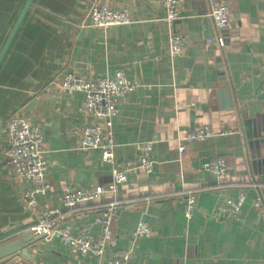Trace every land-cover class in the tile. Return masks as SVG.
<instances>
[{"label": "crops", "instance_id": "crops-1", "mask_svg": "<svg viewBox=\"0 0 264 264\" xmlns=\"http://www.w3.org/2000/svg\"><path fill=\"white\" fill-rule=\"evenodd\" d=\"M231 12L217 31L209 0H182V19L170 26L160 0H34L0 64V247L31 234L37 213L58 208L77 234H100L96 220L111 195L74 209L62 207L70 188H107L111 166L98 150L81 145L96 120L83 110L84 95L64 90L69 74L95 79L123 70L136 85L112 120L119 166L139 159L136 144L153 142L154 171L129 173L117 198L103 258L76 254L57 236L42 238L0 264H106L120 253L129 264H264V0H221ZM26 0H0V51ZM92 5L128 10L133 24L108 30L90 26ZM172 32L187 40L184 55H167ZM208 40H214L207 44ZM21 117L44 132L45 195L27 206L31 187L8 165L7 125ZM219 134L191 143L179 157L183 130ZM225 158L230 177L204 169ZM246 199L238 217L226 202ZM193 193L196 211L184 213ZM261 205H255L256 199ZM140 222L150 234L134 237Z\"/></svg>", "mask_w": 264, "mask_h": 264}, {"label": "built area", "instance_id": "built-area-1", "mask_svg": "<svg viewBox=\"0 0 264 264\" xmlns=\"http://www.w3.org/2000/svg\"><path fill=\"white\" fill-rule=\"evenodd\" d=\"M166 6V20L170 26L180 19L181 0H160ZM209 16L214 20L215 27L222 29L229 23L228 10L221 0H209ZM223 10L226 15L216 19L215 14ZM90 26L98 30H108L118 26L131 24V17L127 11L112 10L106 5H92L88 12ZM214 40H209L211 44ZM187 45L186 37L182 33L172 32L167 47V55L172 57L180 56ZM61 87L64 90H74L84 95L83 110L92 115L96 122L88 125L82 130L81 145L86 150H98L101 153L102 162L111 166V184L107 188H70L60 199L62 207L74 209L94 202L105 194L112 195L102 210L101 216L96 220L100 226V234L93 236L87 229L77 234L73 233L71 226L66 224L65 215L58 208L45 209L37 213V222L30 227V233L34 237L43 236L51 238L57 236L62 243L69 246L76 254L103 258L106 254L111 225L119 216L123 203L117 198L120 187L128 182L129 173L136 169H142L147 173L154 171L155 163L149 158L153 150V142H141L136 144L139 159L124 166H119L116 159V143L112 128V120L119 112L121 100L136 85L129 79L123 70H118L113 76L88 79L74 74L66 75L61 80ZM184 138L179 142V157L187 151L191 143L204 141L214 137L215 134L209 128H202L196 131L183 130ZM7 145L4 156L8 165L15 174L32 184L25 193L27 206L35 209L38 206V196L45 195L48 190L46 182L47 161L44 154V132L38 126L29 124L21 117H13L7 125ZM204 169L217 177L219 180H226L230 177L227 168V160L214 158L204 164ZM246 199L245 192H240L238 198L227 200L226 204L230 209V216L238 217L242 205ZM256 206L261 205V199L255 201ZM196 210V199L193 193L186 195L184 213L187 219H192ZM150 234V227L145 222H140L135 231L134 237H144ZM130 254L120 253L109 259L106 264H129Z\"/></svg>", "mask_w": 264, "mask_h": 264}, {"label": "water", "instance_id": "water-1", "mask_svg": "<svg viewBox=\"0 0 264 264\" xmlns=\"http://www.w3.org/2000/svg\"><path fill=\"white\" fill-rule=\"evenodd\" d=\"M34 0H26L19 16L17 17L13 28L9 34V36L7 37L3 48L0 51V64L3 61L14 37L17 34V31L19 30L25 16L27 15V12L29 11L30 7L33 5ZM42 238H44L43 236H39V237H34L32 234H29L23 238H21L20 240H17L11 244H8L6 246L0 247V263L10 259L11 257L15 256V255H24L27 256V248L30 247L31 245H33L34 243H36L37 241L41 240Z\"/></svg>", "mask_w": 264, "mask_h": 264}, {"label": "rangeland", "instance_id": "rangeland-1", "mask_svg": "<svg viewBox=\"0 0 264 264\" xmlns=\"http://www.w3.org/2000/svg\"><path fill=\"white\" fill-rule=\"evenodd\" d=\"M224 4H225V8H226V10H228V16H229V22L231 21V12H230V9H229V6L225 3V2H223ZM181 5H182V0H181ZM181 5H180V19H182V14H181V12H182V10H181ZM106 6H108V5H106ZM108 7H110V6H108ZM163 7H164V9H165V13H166V15H167V12H166V6H164L163 5ZM111 8V7H110ZM112 10H116V9H113V8H111ZM122 10H124V9H122ZM210 10V9H209ZM124 11H127L128 12V14L130 15V12L128 11V10H124ZM208 15H209V13H208ZM226 15V13L223 11V10H221V11H218L214 16H215V18L216 19H218V18H220L221 16H225ZM130 17H131V15H130ZM210 17V16H209ZM211 18V17H210ZM180 19L178 20V21H180ZM166 22H167V20H166V16H165V19H164ZM211 20L213 21V23H214V20L211 18ZM178 21H176L175 22V24L178 22ZM89 22H92V21H90V19H89ZM168 23V22H167ZM131 24H133V20H132V18H131ZM131 24H129V25H131ZM229 24V23H228ZM129 25H126V26H129ZM214 26H216L215 25V23H214ZM228 26V25H227ZM226 26V27H227ZM92 27V26H91ZM118 27H125V26H118ZM225 26H224V28H226ZM94 28V27H93ZM114 28H116V27H114ZM216 28V27H215ZM224 28H222V29H224ZM222 29H217L216 28V30L217 31H220V30H222ZM170 38V37H169ZM207 42H209V40L207 41ZM167 49V48H166ZM180 56L181 55H184V52L183 53H180L179 54ZM178 57V56H177ZM134 91V90H133ZM131 93V92H130ZM128 95V94H127ZM120 109V108H119ZM88 114V113H87ZM90 115V114H89ZM91 117H93L92 115H90ZM94 118V117H93ZM95 119V118H94ZM114 119V118H113ZM93 124H94V121H93ZM204 128H209L210 129V127H208V126H206V127H204ZM203 128V129H204ZM211 130V129H210ZM213 132V131H212ZM214 133V132H213ZM233 133H235V132H232V131H225V132H221V133H219V134H216V133H214L215 134V136H224V135H231V134H233ZM214 136V137H215ZM184 138V134H183V131H182V133H181V136H180V138H179V140L181 141L182 139ZM185 154V153H184ZM183 154V155H184ZM224 159V158H223ZM196 211V210H195ZM195 214V213H194Z\"/></svg>", "mask_w": 264, "mask_h": 264}, {"label": "trees", "instance_id": "trees-1", "mask_svg": "<svg viewBox=\"0 0 264 264\" xmlns=\"http://www.w3.org/2000/svg\"><path fill=\"white\" fill-rule=\"evenodd\" d=\"M178 149H179V148H178ZM189 193H190V192H189ZM189 193H188V194H189ZM109 195H110V194H109ZM111 196H112V195H111ZM238 196H239V195H238ZM101 197H102V196H101ZM101 197H100V198H101ZM100 198H99V199H100ZM111 198H112V197H111ZM237 198H238V197H237ZM99 199H97V200H99ZM97 200H96V201H97ZM185 200H186V198H185ZM228 200H229V199H228Z\"/></svg>", "mask_w": 264, "mask_h": 264}]
</instances>
